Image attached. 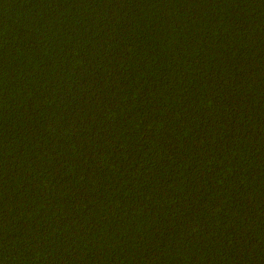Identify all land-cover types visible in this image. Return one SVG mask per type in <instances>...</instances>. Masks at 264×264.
Instances as JSON below:
<instances>
[{"label": "trees", "instance_id": "obj_1", "mask_svg": "<svg viewBox=\"0 0 264 264\" xmlns=\"http://www.w3.org/2000/svg\"><path fill=\"white\" fill-rule=\"evenodd\" d=\"M0 264H264V0H0Z\"/></svg>", "mask_w": 264, "mask_h": 264}]
</instances>
